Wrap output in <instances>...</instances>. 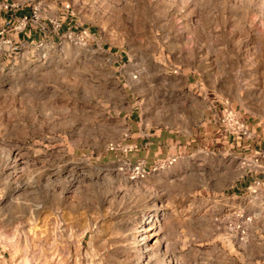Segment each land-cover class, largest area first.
Wrapping results in <instances>:
<instances>
[{"label": "rangeland", "instance_id": "1", "mask_svg": "<svg viewBox=\"0 0 264 264\" xmlns=\"http://www.w3.org/2000/svg\"><path fill=\"white\" fill-rule=\"evenodd\" d=\"M184 68L264 123V0H0V264H264L248 158L135 169L131 110L184 124Z\"/></svg>", "mask_w": 264, "mask_h": 264}, {"label": "crops", "instance_id": "2", "mask_svg": "<svg viewBox=\"0 0 264 264\" xmlns=\"http://www.w3.org/2000/svg\"><path fill=\"white\" fill-rule=\"evenodd\" d=\"M179 76L186 96L184 108L179 112L185 113L182 125L176 121L161 123L155 116L142 118L140 108H132L130 138L131 159L140 163L142 167L157 165V162H176L188 154L197 144L224 149L234 158H248L247 167L234 179L230 187L233 193L246 188L254 180L264 181V123L249 117H242L251 131L249 139H242L235 143L232 139L226 141L218 137L215 140V126L213 118L218 110L217 101L209 98L207 90L196 71L184 68L179 72H172ZM178 111V110H177ZM166 112V110L164 111ZM195 144V145H194Z\"/></svg>", "mask_w": 264, "mask_h": 264}, {"label": "built area", "instance_id": "3", "mask_svg": "<svg viewBox=\"0 0 264 264\" xmlns=\"http://www.w3.org/2000/svg\"><path fill=\"white\" fill-rule=\"evenodd\" d=\"M212 120L215 126V133L221 140L226 141L230 138L235 143H239L242 139H249L251 137V131L240 113L228 106L227 103H221ZM140 168L141 165L138 163L135 169L137 172H140ZM259 183V180L253 181V184L257 185Z\"/></svg>", "mask_w": 264, "mask_h": 264}, {"label": "bare ground", "instance_id": "4", "mask_svg": "<svg viewBox=\"0 0 264 264\" xmlns=\"http://www.w3.org/2000/svg\"><path fill=\"white\" fill-rule=\"evenodd\" d=\"M157 214L158 213L155 210L151 211L150 214H147L146 218L144 219L143 222H141V226L138 229V234L136 238H138L137 239L138 249L142 255L148 254L149 251L148 252L146 251L147 250L146 244L147 242H149L151 239H153L157 235V230H156L158 228L157 227L158 226Z\"/></svg>", "mask_w": 264, "mask_h": 264}]
</instances>
